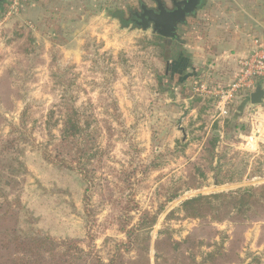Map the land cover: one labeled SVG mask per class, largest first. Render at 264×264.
<instances>
[{
	"label": "rangeland",
	"instance_id": "1",
	"mask_svg": "<svg viewBox=\"0 0 264 264\" xmlns=\"http://www.w3.org/2000/svg\"><path fill=\"white\" fill-rule=\"evenodd\" d=\"M144 4L157 8L154 0H29L15 11L3 0L0 138L23 122L31 142L19 179L20 227L77 240L106 264H203L220 252L216 244L223 254L207 264H264L263 209L194 219L182 206L264 185V101L238 96L221 116L219 97L192 90L195 82L227 88L232 66L220 46L234 52L264 41V0H202L178 28L181 41L167 39L166 47L152 27L133 21ZM118 11L125 27L112 17ZM64 102L91 126L90 181L44 159L47 117ZM152 217L155 225L140 234L146 242L124 247L120 222L132 228Z\"/></svg>",
	"mask_w": 264,
	"mask_h": 264
},
{
	"label": "trees",
	"instance_id": "2",
	"mask_svg": "<svg viewBox=\"0 0 264 264\" xmlns=\"http://www.w3.org/2000/svg\"><path fill=\"white\" fill-rule=\"evenodd\" d=\"M132 15L135 18L133 20L135 23L141 22L138 18V15L141 14L133 13ZM112 17L118 19L124 27L128 23L122 11L113 13ZM157 39L162 42L163 47H166L167 39L159 35H157ZM166 60L169 63V59ZM65 107L64 102L49 112L46 121L49 140L43 148L44 159L56 167L84 175L90 181L94 178L95 172L88 169V164L92 163L91 161L96 156V154L88 156L90 151L96 149L95 141L91 137V126L87 123L84 124L78 109H66ZM57 114L60 115L59 120L56 119ZM57 129H60L58 136L53 133ZM213 140V147H215L219 142V137L214 136ZM29 143H31L30 136H27L26 126L23 122L20 127L12 126L8 135L0 138V264H106L95 249L90 248L87 251L79 245L77 240H58L38 232L26 233L21 229L20 217L23 207L19 179L28 173L22 157L25 155V145ZM218 179L219 176L216 175L218 185L223 184ZM9 191L14 195L13 199L10 198L11 192ZM182 206L188 217L194 219L212 214L216 215L215 218L220 219V213L229 209L242 214L250 211L253 207L264 210V185L230 194L200 196L185 201ZM144 219H141L139 224L132 228H128L127 223L120 222V231L128 241L123 244L124 247L139 248L140 234L148 232L155 225L157 218ZM190 240L187 239L183 244H188ZM142 241L146 242V239ZM173 246L175 251L180 247V244L173 243ZM215 246L216 250L220 251L218 255H222V246L217 244ZM147 251L148 248L143 249V252L147 253ZM118 253H120L119 249ZM218 255L217 253L208 254L204 258L203 264L214 261ZM156 259L168 262L165 257L156 255ZM255 260L260 264V260ZM108 264L120 263L113 259Z\"/></svg>",
	"mask_w": 264,
	"mask_h": 264
},
{
	"label": "built area",
	"instance_id": "3",
	"mask_svg": "<svg viewBox=\"0 0 264 264\" xmlns=\"http://www.w3.org/2000/svg\"><path fill=\"white\" fill-rule=\"evenodd\" d=\"M26 1L29 0H12V10L19 11ZM237 66L239 72L227 88L214 86L212 91L206 82H195L192 85L193 92L198 95H215L220 98L217 106L221 116L228 115L227 108L233 100L238 96L250 97L264 80V41L253 39L249 51L237 59Z\"/></svg>",
	"mask_w": 264,
	"mask_h": 264
},
{
	"label": "water",
	"instance_id": "4",
	"mask_svg": "<svg viewBox=\"0 0 264 264\" xmlns=\"http://www.w3.org/2000/svg\"><path fill=\"white\" fill-rule=\"evenodd\" d=\"M157 11L148 8L147 5L141 6L143 13L138 15L144 30L152 27L153 32L165 39L181 41L178 28L187 23L188 17L196 14L200 10L201 0H172L175 9L167 10L162 0H155ZM3 8V0H0V12ZM264 101V89L258 86L251 95L252 105H260Z\"/></svg>",
	"mask_w": 264,
	"mask_h": 264
},
{
	"label": "crops",
	"instance_id": "5",
	"mask_svg": "<svg viewBox=\"0 0 264 264\" xmlns=\"http://www.w3.org/2000/svg\"><path fill=\"white\" fill-rule=\"evenodd\" d=\"M236 47H239V46H236ZM220 48H221V50L224 51V54H225L224 56L227 57V59H229V61L231 62V66H232L227 71V73L225 74V76H223V77L224 78L225 77H228V79L233 80L237 76V74L239 72V69H238V66H237V59L239 57L245 55L249 51L250 46L247 45L246 48H248V50H246V49H239V50H235L234 52H231V51H233L235 49V47L233 48V46L230 45V44H227L226 46H220ZM191 68H192V66H190V69Z\"/></svg>",
	"mask_w": 264,
	"mask_h": 264
},
{
	"label": "flooded vegetation",
	"instance_id": "6",
	"mask_svg": "<svg viewBox=\"0 0 264 264\" xmlns=\"http://www.w3.org/2000/svg\"><path fill=\"white\" fill-rule=\"evenodd\" d=\"M171 1H172V0H171ZM172 4H173V2H172ZM166 9H167V10H170V11H171V10H174V9H175V6H174V4H173V8H172V9H168L167 6H166ZM153 10L157 11V8H156V9H153ZM142 13H143V11L141 12V14H142ZM140 21H141V20H140ZM140 23H142V22H140Z\"/></svg>",
	"mask_w": 264,
	"mask_h": 264
}]
</instances>
